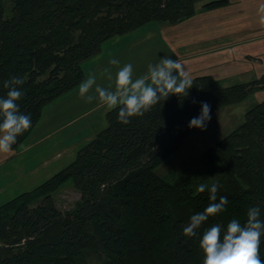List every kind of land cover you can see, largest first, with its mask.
<instances>
[{"label": "trees", "instance_id": "trees-1", "mask_svg": "<svg viewBox=\"0 0 264 264\" xmlns=\"http://www.w3.org/2000/svg\"><path fill=\"white\" fill-rule=\"evenodd\" d=\"M204 8L228 0H0V95L10 74L24 77L22 112L32 126L43 109L84 80L83 64L105 42L149 23L176 24ZM188 97L170 96L129 124L118 109L107 113L108 126L84 145L64 169L29 193L0 207V264H202L199 236L187 238L183 226L210 202L200 182L216 181L218 197H228L214 223L246 219L247 207L264 201V100L227 136L200 157L201 173L173 183L158 173L161 165L197 129L188 122L200 103L234 105L264 89V75L225 87L210 75L196 77ZM68 183L79 199L69 210L56 194ZM264 259V243L261 244Z\"/></svg>", "mask_w": 264, "mask_h": 264}, {"label": "crops", "instance_id": "crops-1", "mask_svg": "<svg viewBox=\"0 0 264 264\" xmlns=\"http://www.w3.org/2000/svg\"><path fill=\"white\" fill-rule=\"evenodd\" d=\"M202 2L196 4L191 17L176 24L149 23L105 42L101 53L83 64L85 77L95 75L96 84L114 89L116 71L123 64L132 63L135 78L146 73L150 63L170 56L181 61L192 79L210 75L225 87L261 78L264 24L258 17L264 0H228L212 9L204 8L206 1ZM137 32L139 39L134 40ZM113 58L120 63L110 64ZM94 89L95 85L89 94L95 96ZM251 96L239 114L262 102L264 89L247 98ZM109 111L98 99L87 102L80 97L79 86L47 105L24 142L0 153V198L9 192L13 198L31 192L36 179L48 180L68 166L99 133L97 129L106 125ZM96 112L98 116L93 115ZM83 119L86 122L81 124Z\"/></svg>", "mask_w": 264, "mask_h": 264}, {"label": "clouds", "instance_id": "clouds-1", "mask_svg": "<svg viewBox=\"0 0 264 264\" xmlns=\"http://www.w3.org/2000/svg\"><path fill=\"white\" fill-rule=\"evenodd\" d=\"M258 18L264 24V5L259 8ZM119 63L115 58L110 60V64ZM23 84L24 77L15 74L2 81L7 92L0 95V153L12 151L19 137L32 126L31 113L22 112L18 102L25 95ZM94 85L95 96L89 94ZM192 87L193 80L181 61L163 56L158 63H150L146 73L135 78L132 63L123 64L116 71L114 89L96 84V76L89 75L79 84V96L87 102L98 99L108 110L118 109L117 119L126 125L131 118L142 116L153 105L172 95L188 97ZM210 119L211 106L202 101L199 113L191 117L188 127L204 130ZM219 187L216 181L196 185L197 192L207 190L210 202L202 211L190 215L182 234L189 239L199 236L202 264H264L260 255L264 243V201L248 206L243 221L233 217L226 225L214 223L200 232L210 217L226 211L228 197H218Z\"/></svg>", "mask_w": 264, "mask_h": 264}, {"label": "rangeland", "instance_id": "rangeland-1", "mask_svg": "<svg viewBox=\"0 0 264 264\" xmlns=\"http://www.w3.org/2000/svg\"><path fill=\"white\" fill-rule=\"evenodd\" d=\"M132 38L134 40H138L139 32L134 34ZM252 99L253 98L251 96L247 98L245 103L223 106L218 110H216L215 112H213L211 114V119L208 122L206 129L204 130L197 129L193 134H191V136L185 139L181 149L178 150L172 157L167 159L161 165V167L158 169V173L170 183H173L177 178L182 176H189V175L197 176L198 174H200L202 170L200 157L203 154V152L207 148L218 142L220 139L231 133L234 129L238 127L239 124H241L244 121L245 113L239 114L238 109L240 107L248 105V103H250ZM93 115L98 116L99 112H96ZM85 122L86 119H83L81 120L80 123L83 124ZM97 124H99V120H97ZM107 126L108 123L106 122V125L104 127H100L101 129H97L98 132H101ZM40 180L41 179H36L35 181L36 185H34L36 186L35 188L40 186L39 184H41V182H43V180L45 181L46 179H42V181ZM20 195L13 198L10 192L4 194L3 197L0 198V207L13 201ZM78 199H79V195L77 192L73 190L71 183L66 184L56 194V201L58 207L65 211L73 207L74 204L78 201ZM86 264H101V262L95 257H90L87 259Z\"/></svg>", "mask_w": 264, "mask_h": 264}]
</instances>
